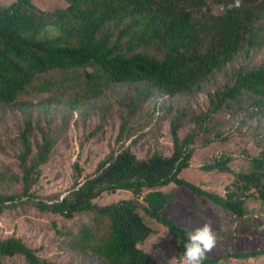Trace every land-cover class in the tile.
Returning <instances> with one entry per match:
<instances>
[{
  "label": "trees",
  "instance_id": "1",
  "mask_svg": "<svg viewBox=\"0 0 264 264\" xmlns=\"http://www.w3.org/2000/svg\"><path fill=\"white\" fill-rule=\"evenodd\" d=\"M215 1L223 4V11L204 10L208 0H68L67 5L50 9L33 0L0 5V102L16 103L46 72L82 67L94 88L104 80L134 84L128 110L123 113L122 134L127 114L141 98L158 91L171 95L200 91L203 83L241 49L249 51L263 43L264 22L259 20L264 17V0H240L239 6L237 0ZM56 81L43 79L41 87H50ZM210 97L213 111L237 103L264 113V59L250 68L238 69L233 83L211 90ZM209 117L208 112L196 115L198 125L183 137L178 134L179 123L174 121V148L170 154L155 151L140 157L131 146H123L109 152L98 162L95 172L77 179L64 195L39 199L37 206L66 217L92 212L93 223L83 226L77 245L99 264H156L151 253L140 245L153 231L144 213L167 226L182 257L191 230L163 212L171 192L161 186L170 182L184 185L238 218L249 213V198L264 202V146L257 154L248 155L246 169L232 168L231 155L203 164L206 169L234 174L223 193L181 175L191 164L198 135L208 131L205 121ZM32 128L27 118L20 153L24 194L38 181L41 165L49 159L54 145L50 134L44 132L34 152ZM227 137L218 131L206 136L203 144ZM121 188L132 190L135 197L106 204L94 200L107 190ZM143 192L146 203L139 199ZM14 197L1 194L0 210ZM17 254L24 256V264H55L20 236L0 237V264H5V256ZM261 254L264 248L229 250L223 257ZM203 264H222L221 257L208 253Z\"/></svg>",
  "mask_w": 264,
  "mask_h": 264
},
{
  "label": "rangeland",
  "instance_id": "2",
  "mask_svg": "<svg viewBox=\"0 0 264 264\" xmlns=\"http://www.w3.org/2000/svg\"><path fill=\"white\" fill-rule=\"evenodd\" d=\"M13 0H0L7 5ZM45 9L65 6L68 0H33ZM204 10L219 13L222 3L208 0ZM264 22V17L259 20ZM264 59V40L255 49H241L222 70L216 71L197 92L175 95L157 92L140 99L127 114L126 129L121 126L123 113L133 96L134 84L127 81H103L92 87L85 68L75 71L55 69L42 74L32 89L22 93L16 103L0 102V196L13 194L12 200L0 210V237H22L38 253L55 264L96 263L90 253L80 249L77 237L83 226L91 225L92 212L66 217L58 212L40 209L36 201L61 197L86 175L95 172L98 162L109 152L129 145L140 157L155 151L170 154L174 148L172 127L179 123L178 134L185 136L198 124L195 116L208 112V131H202L195 142L191 164L181 175L203 187L221 192L234 178L230 171L203 168V164L221 155H231L235 170L246 169L248 155L257 154L264 146V113L247 110L234 103L213 111L210 91L232 84L240 68H250ZM90 69L91 67H86ZM68 78V81H65ZM57 80L50 87H41V80ZM245 104V102H244ZM30 118V132L34 152L48 132L54 140L49 159L41 165L38 181L29 193H23V169L20 153L23 150L21 132ZM222 132L226 140L203 144L206 136ZM171 192L164 213L175 218L190 230L209 220L217 237L216 247L209 253L220 256L222 264H264V254L250 258L223 257L229 250L264 248V202L251 197L249 213L236 217L216 206L206 197L198 196L184 185L170 182L161 186ZM145 192L140 195L144 200ZM130 189L107 190L94 200L99 204L133 198ZM213 209L216 211L214 212ZM144 213V209H141ZM153 231L140 243L152 255L156 264H181L177 244L162 222L144 213ZM5 264H24L23 255H7Z\"/></svg>",
  "mask_w": 264,
  "mask_h": 264
},
{
  "label": "clouds",
  "instance_id": "3",
  "mask_svg": "<svg viewBox=\"0 0 264 264\" xmlns=\"http://www.w3.org/2000/svg\"><path fill=\"white\" fill-rule=\"evenodd\" d=\"M239 2L240 0H237V6ZM187 236L188 242L184 245L181 264H203L207 254L216 247L217 243L212 223L206 220L202 226L189 231Z\"/></svg>",
  "mask_w": 264,
  "mask_h": 264
}]
</instances>
